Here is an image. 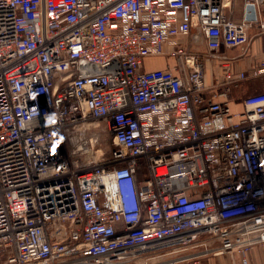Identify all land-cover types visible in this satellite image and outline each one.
I'll list each match as a JSON object with an SVG mask.
<instances>
[{
	"label": "built area",
	"instance_id": "built-area-1",
	"mask_svg": "<svg viewBox=\"0 0 264 264\" xmlns=\"http://www.w3.org/2000/svg\"><path fill=\"white\" fill-rule=\"evenodd\" d=\"M253 26L233 0H0V264H250L264 92L231 93L264 61L224 51Z\"/></svg>",
	"mask_w": 264,
	"mask_h": 264
},
{
	"label": "crops",
	"instance_id": "crops-1",
	"mask_svg": "<svg viewBox=\"0 0 264 264\" xmlns=\"http://www.w3.org/2000/svg\"><path fill=\"white\" fill-rule=\"evenodd\" d=\"M248 0H233V17L240 21L244 19L245 7ZM264 22V5L260 6L259 19L254 22L253 28L250 30V42L245 52L238 48L227 49L224 51L225 56L234 64V69L237 73L246 72L250 75L251 70L264 61V29L260 28V24ZM181 43L188 49H193L200 53L206 52V42L203 38L195 42L191 37L182 38ZM161 63L150 68L164 69L174 65V60L158 58ZM210 68V66H209ZM213 77L210 75V80ZM264 92V75L254 78L249 76L248 79L238 82L237 86L232 89L231 105L234 110L241 107V100L251 93ZM250 264H264V244L255 246L248 255ZM204 264H231L229 257H215L203 260ZM236 264H241L239 258L235 259Z\"/></svg>",
	"mask_w": 264,
	"mask_h": 264
},
{
	"label": "rangeland",
	"instance_id": "rangeland-1",
	"mask_svg": "<svg viewBox=\"0 0 264 264\" xmlns=\"http://www.w3.org/2000/svg\"><path fill=\"white\" fill-rule=\"evenodd\" d=\"M161 63V60L160 59H150V60H147L145 62V69H150L158 64ZM253 93L251 94H248L247 96L249 95H252ZM255 94V93H254ZM114 144H113V141H112V135L108 132H105L103 131V142H102V145H101V148H102V151H103V156H108L110 154V150L111 149H114ZM99 154H101V152H99Z\"/></svg>",
	"mask_w": 264,
	"mask_h": 264
},
{
	"label": "water",
	"instance_id": "water-1",
	"mask_svg": "<svg viewBox=\"0 0 264 264\" xmlns=\"http://www.w3.org/2000/svg\"><path fill=\"white\" fill-rule=\"evenodd\" d=\"M244 19L246 21H252L256 22L259 19V12L257 10V7L253 3H248L245 7V15Z\"/></svg>",
	"mask_w": 264,
	"mask_h": 264
}]
</instances>
